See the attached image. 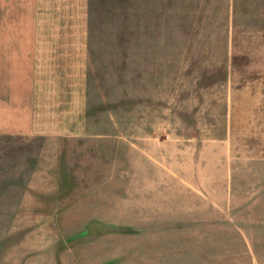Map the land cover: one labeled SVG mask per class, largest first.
Returning <instances> with one entry per match:
<instances>
[{
    "label": "rangeland",
    "instance_id": "1",
    "mask_svg": "<svg viewBox=\"0 0 264 264\" xmlns=\"http://www.w3.org/2000/svg\"><path fill=\"white\" fill-rule=\"evenodd\" d=\"M263 6L90 0L77 95L33 136L0 32V264H264V32L221 31Z\"/></svg>",
    "mask_w": 264,
    "mask_h": 264
},
{
    "label": "crops",
    "instance_id": "2",
    "mask_svg": "<svg viewBox=\"0 0 264 264\" xmlns=\"http://www.w3.org/2000/svg\"><path fill=\"white\" fill-rule=\"evenodd\" d=\"M89 10L90 0H0V19L10 17V28L7 24H0V32L10 31V49L21 48V53L16 54L18 59L14 61L23 62L19 67H15V63L13 68L10 62V133L35 135L39 126L38 116H46V112L57 113L55 99L62 103L61 98L65 96L68 103L73 95H77L76 90L68 88L72 75H62L58 71L62 66L70 67L77 58L71 54L72 50L86 54ZM232 26L228 25L229 28L221 31L264 32V29L230 28ZM4 87L0 80L1 96H4ZM63 103L59 112L69 114ZM54 127L70 128L62 124Z\"/></svg>",
    "mask_w": 264,
    "mask_h": 264
}]
</instances>
